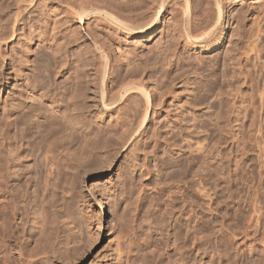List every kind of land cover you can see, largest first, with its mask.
<instances>
[{
	"label": "rangeland",
	"instance_id": "obj_1",
	"mask_svg": "<svg viewBox=\"0 0 264 264\" xmlns=\"http://www.w3.org/2000/svg\"><path fill=\"white\" fill-rule=\"evenodd\" d=\"M221 2L214 28L217 0H0V264H264V0Z\"/></svg>",
	"mask_w": 264,
	"mask_h": 264
},
{
	"label": "bare ground",
	"instance_id": "obj_2",
	"mask_svg": "<svg viewBox=\"0 0 264 264\" xmlns=\"http://www.w3.org/2000/svg\"><path fill=\"white\" fill-rule=\"evenodd\" d=\"M187 1V0H186ZM222 0H217V4H216V14H215V17H214V20H212L213 21V23H214V28L216 27V26H218V24H219V22H220V20H221V18H222V16H223V9H222V5H221V2ZM185 4V3H184ZM187 4H188V2H187ZM186 4V9H185V11H184V16L186 17V22H187V28H188V34L189 33H191V29H192V26L194 25L193 24V21H194V14H193V12L191 11V7L189 8V6L190 5H187ZM78 5V4H77ZM164 8V3H161V9H163ZM183 8H184V5H183ZM71 10L70 11H73V13L79 18V20L80 21H83V19L85 18V17H87L88 15H90L91 13H93V12H97V14H99L100 16H102V17H104V19L105 20H107V21H109L110 23L112 22V23H115L117 26H121V27H123V30H125V31H135V32H138L137 34L138 35H142V36H144L145 35V33L147 32V28H153L156 24H157V22H158V20H159V18H160V16H161V12L162 11H158L159 13H158V15H157V13H156V15L157 16H154V18H153V16H151V19L150 20H148V22L146 23V24H141V25H138V24H128L127 22H124L122 19H120V17L119 16H116V15H114L113 13H111L110 11H107V10H96V9H94V8H86V7H82V8H75V7H72V8H70ZM197 21V20H196ZM211 21V20H210ZM211 21V22H212ZM146 22V21H145ZM174 23V22H173ZM195 23V22H194ZM208 23H210L209 21H208ZM208 23H207V25H208ZM140 24V23H139ZM185 25H186V23H185ZM116 26V27H117ZM212 26V27H213ZM185 27V28H186ZM202 27V26H201ZM205 27V26H204ZM210 27V26H209ZM212 27H210V28H212ZM205 28H207V26L205 27ZM214 28L212 29V30H208L209 32L208 33H206V34H202V33H200L199 34V36H194V34H193V36L190 34V35H187L188 36V38L185 40V43H186V45L187 46H192V45H196L197 43L200 45V46H202L201 48H205L206 47V45L209 43V42H212V44H213V42L215 43V41H217L216 40V38H215V36H214ZM122 29V28H121ZM119 30V29H118ZM193 30V29H192ZM201 30V29H200ZM206 30V29H205ZM202 32V31H201ZM185 33H187V31L185 32ZM204 33V32H203ZM197 34H198V32H197ZM181 35V34H180ZM186 36V37H187ZM2 38V37H1ZM256 42V41H255ZM1 43V42H0ZM210 44H208V46H209ZM1 46V45H0ZM253 46V45H252ZM100 47V46H99ZM194 47V46H193ZM207 48V47H206ZM99 55H100V59H101V62H102V68H101V72H102V85H103V88H104V86H105V82H107V78L109 77V75H110V72H108L109 71V60H108V57H107V55H106V53H105V51L102 49V47H100V50H99ZM258 53V52H257ZM264 64V63H263ZM111 69V68H110ZM112 74V73H111ZM263 74V73H262ZM109 80H110V77H109ZM251 89H252V91L251 92H253V94H252V98H251V101H250V104H251V107L253 108V111H255V110H258L259 112L258 113H262L263 114V112H264V81L262 82L263 84L262 85H260V86H257L256 85V83H255V79L252 77L251 78ZM126 85V84H125ZM128 85V84H127ZM133 85V84H132ZM128 87V86H127ZM127 87L125 88V89H127ZM130 89H131V86L129 87ZM135 88H136V90H137V94L136 95H138V97H139V106H140V104H141V111H142V113L140 112V118H138V120L140 119V126H142V125H144V123H146L148 120H150V118L156 113V110H155V106L157 105V102H156V93H155V91L154 90H152V89H150L149 87H147V86H143V85H135ZM135 88H132V90L134 89L135 90ZM129 91V89H127V92ZM27 92L29 93V99L31 98L33 101H34V99L35 98H33V97H35L37 94H36V91H35V89H34V87H32V86H28L27 88H26V94H27ZM259 93V97H260V101L259 102H261V103H259L258 105H260L259 107L257 106V103H255V96H256V94H258ZM128 96V95H127ZM103 97V96H102ZM133 97H135V96H133ZM132 97V98H133ZM136 100V99H135ZM30 101V100H29ZM137 101V100H136ZM31 102V101H30ZM105 102H107V101H105ZM104 102V103H105ZM109 102V101H108ZM131 102V101H130ZM257 102V101H256ZM133 103H135V101H133ZM136 104V103H135ZM105 105L107 106V105H109V103L108 104H106L105 103ZM111 106V105H110ZM135 106V105H134ZM137 106V105H136ZM138 106V107H139ZM257 106V107H256ZM108 108H111V107H109V106H107ZM57 109L58 108H56V107H54V106H52V110L53 111H57ZM134 111V110H133ZM132 111V112H133ZM136 112H137V110H136ZM135 114V113H134ZM138 114V113H137ZM262 114H261V116H262ZM136 116V115H135ZM264 116V115H263ZM138 117V116H137ZM136 117V118H137ZM257 117V116H256ZM239 118V117H238ZM262 118H264V117H262ZM257 119V118H256ZM136 122V121H135ZM237 132V131H236ZM235 132V133H236ZM260 132V131H259ZM238 133V132H237ZM240 135V134H239ZM233 136H234V134H233ZM239 137V136H238ZM235 139V138H234ZM262 139V138H261ZM237 140V139H236ZM260 141V140H259ZM233 143V142H232ZM240 143V142H239ZM234 144V143H233ZM261 145H260V147H261V151L260 152H264V140L262 141V143H260ZM237 145V144H236ZM235 146V145H234ZM259 146V145H258ZM233 148V147H232ZM239 148V147H238ZM220 151L218 152V154L220 153L221 155H222V146L220 145ZM234 150V149H233ZM240 150V149H239ZM238 150V151H239ZM234 153V152H233ZM222 157H223V155H222ZM225 158V157H224ZM233 158V157H232ZM222 159V158H221ZM244 159H245V156H242L241 158H239V159H236V157H235V161H234V163H235V167L237 168V169H240L241 168V170H242V168H243V166H244V164L246 163V162H244ZM232 161H233V159H232ZM264 162V161H263ZM231 163V162H230ZM233 163V162H232ZM234 165V164H233ZM246 167H247V165H246ZM235 168V169H236ZM247 170V169H246ZM235 171V170H234ZM233 171V172H234ZM238 172V171H237ZM14 223V222H13ZM11 224V226H10V228H7L5 231H3V232H0V233H2L5 237H10L11 235H12V233H13V229L15 230V227H17L16 229H18V225L20 224V223H18V225L16 226L15 224ZM19 230V229H18ZM20 233H19V235H20V237H21V239L23 240L24 238H25V232H24V229L23 230H20L19 231ZM12 237V236H11ZM9 253V252H8ZM21 253V252H20ZM5 254H7V253H5ZM23 254V253H22ZM8 255V254H7ZM6 255V256H7ZM23 255H25V254H23ZM9 256H10V254H9ZM8 256V257H9ZM13 256V255H12ZM16 256V255H15ZM17 256H21V255H17ZM16 256V257H17ZM26 256V255H25ZM8 257L5 259V261L4 262H6V261H10V259L12 260L13 258H10V259H8ZM14 257V256H13ZM22 257V256H21ZM29 257V256H28ZM28 257H26V258H28ZM16 259H18V258H16ZM16 259H15V261H16ZM30 259H32V258H30ZM14 260V259H13ZM19 260V259H18ZM17 260V261H18ZM22 261L24 260L23 259V257H22V259H21ZM20 260V261H21ZM26 260V259H25ZM32 262V261H31ZM34 262V261H33ZM9 262H7L6 264H8ZM12 263V262H11ZM14 264V263H13Z\"/></svg>",
	"mask_w": 264,
	"mask_h": 264
}]
</instances>
